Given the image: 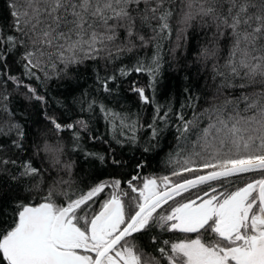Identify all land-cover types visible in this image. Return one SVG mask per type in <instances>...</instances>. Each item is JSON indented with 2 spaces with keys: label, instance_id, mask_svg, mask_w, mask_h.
<instances>
[{
  "label": "snow or ice",
  "instance_id": "obj_1",
  "mask_svg": "<svg viewBox=\"0 0 264 264\" xmlns=\"http://www.w3.org/2000/svg\"><path fill=\"white\" fill-rule=\"evenodd\" d=\"M5 3L11 23L0 25V137L8 141H0V172L11 169L14 188L34 191L40 201L16 195L5 218L0 200V264H160L138 243L153 229L182 234L171 242L150 237L168 264H264V0ZM135 51L144 54L130 66L114 65ZM193 52L199 84L185 87L184 105L191 118L176 116V145L164 174H145L173 112L154 94L169 60L179 67L182 54ZM10 58L23 79L8 71ZM90 66L92 83L85 86ZM133 73L146 75L153 93L130 82L141 105L153 107L146 123L142 112L108 102H117V85ZM53 79L68 81L71 104L57 100L50 110L46 94L25 80L46 87ZM9 81L39 103L55 139L34 121L28 127L30 116L17 117ZM97 119L107 127L106 153L83 144L85 134L104 139L92 135ZM30 138L52 175L20 157ZM125 150L133 153L128 160ZM70 152L116 175L81 181V188L78 161L65 158Z\"/></svg>",
  "mask_w": 264,
  "mask_h": 264
},
{
  "label": "trees",
  "instance_id": "obj_2",
  "mask_svg": "<svg viewBox=\"0 0 264 264\" xmlns=\"http://www.w3.org/2000/svg\"><path fill=\"white\" fill-rule=\"evenodd\" d=\"M11 23V18L8 15V9L5 3V0H0V25L7 26ZM7 30V29H6ZM199 32V29L197 30ZM197 41L194 39L191 46L194 47ZM143 51H135L133 53H125L122 55L121 60L114 62V65L120 66H130L134 63L135 57L137 55H143ZM185 59H187V64H185ZM195 52L192 53L191 57H188L187 54H182L180 60V66L176 67L175 62L169 60V66L165 67L163 72L161 83L159 84L158 89L154 94V99L161 106H167L169 103L173 105V112L171 114V119L169 120V127L164 132L162 137L161 149L158 155L153 154L152 158L148 161V166L145 167L144 173L151 175H162L164 174L166 168L168 167L165 163L167 155L171 152L176 145V128L179 125V121L176 120V116L179 112H183L187 118H191L192 112L190 109L185 107L186 103V92L185 87H193L195 89L198 86L199 82L197 80V65L194 63ZM100 69L103 72L104 62L100 61ZM10 68L8 71L10 73L21 76L22 69L16 63L12 62V59H9ZM114 65H109L108 71L110 72ZM85 75L81 81L82 85H87L92 83V67H88L84 70ZM135 81L139 86L146 89L148 95H153L152 90L148 89L149 78L146 75H136L133 73L128 77V82H125L122 85H117V102H113L109 98V104L119 111H140L142 112L143 121L149 122L153 117V107L147 105H141L139 97L137 94L132 93L130 89V82ZM26 83L32 84L34 87H37L39 91L46 94L49 101V109H53L56 106V101L60 100L62 103L71 104V97L68 95L67 84L68 81H60L53 79L47 82V86L41 85L40 81H27ZM16 86L9 81L7 89L12 97V104L10 105L11 109L16 113L17 117L21 115L31 117L28 127H32V121L35 122V125L38 126L41 131H48V138L55 139V134L52 131H49L51 128L50 125L46 124L44 118L40 115L41 106L38 102L28 101L25 99L24 93L26 89L21 88L20 90H15ZM172 121H176L173 123ZM140 134H143L141 131ZM65 143L71 145V133L65 132L64 134ZM92 135L103 137L104 139H97L95 141L88 138V134L84 135L83 144L91 152H101L106 153L108 151V144L104 141L108 139L107 136V127L101 119L94 121L92 125ZM0 141L7 142V137H0ZM39 143V140L36 141ZM25 151L20 153L22 159H31L35 166L44 168L46 175H52L51 172L47 171V161L42 162L41 156L36 154V149L32 144V138L29 139V142L25 145ZM125 160H128L132 157L133 153L125 150L122 153ZM136 157L139 158V154L135 153ZM66 159L71 158L74 162H77V166L74 169V178L81 188L84 187L81 181H86L88 185L93 183V180H106L110 177L116 175L111 168H108L105 165L97 164L93 169L82 159H80L75 153H68L65 157ZM83 165V167H81ZM10 171L0 172V200H3L7 204L5 209V218L12 211V203L14 196L18 195L25 198L26 202H36L40 201V195L33 192L21 191L18 188H14L13 182L10 180ZM91 177V178H90ZM126 178V177H122ZM58 201L62 200V197L57 198ZM147 240L146 238L144 241ZM147 244V241H146Z\"/></svg>",
  "mask_w": 264,
  "mask_h": 264
},
{
  "label": "flooded vegetation",
  "instance_id": "obj_3",
  "mask_svg": "<svg viewBox=\"0 0 264 264\" xmlns=\"http://www.w3.org/2000/svg\"><path fill=\"white\" fill-rule=\"evenodd\" d=\"M152 236H156L158 241H163L164 239H169L171 242V241H176L177 239L183 238L182 234H179V233L174 234V233H168V232L161 233L159 229H153L151 232H149L144 237V239L146 238L147 240L144 241V239H143L142 242H138V243L142 244L145 252L150 254L154 259L159 260L160 264H168L167 258L165 256H163L162 254H160L159 251L157 250L158 246L151 243L150 237H152ZM146 241H147V244H146ZM159 246H163V245L161 244ZM164 247H166V250H168L170 252V245L164 246Z\"/></svg>",
  "mask_w": 264,
  "mask_h": 264
}]
</instances>
